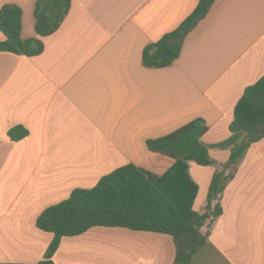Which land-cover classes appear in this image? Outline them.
Here are the masks:
<instances>
[{
	"label": "crops",
	"instance_id": "crops-1",
	"mask_svg": "<svg viewBox=\"0 0 264 264\" xmlns=\"http://www.w3.org/2000/svg\"><path fill=\"white\" fill-rule=\"evenodd\" d=\"M37 0H0L23 11L21 37H38ZM200 0H72L61 27L35 57L0 51V264H38L54 235L38 217L134 164L162 175L174 163L148 140L196 119L211 158L225 164L234 109L264 76V0H215L167 68L143 64L145 49ZM5 41L0 31V42ZM17 126L29 135L11 141ZM206 212L216 168L190 163ZM207 244L191 264H264V139L253 144L221 200ZM170 235L95 227L65 237L55 264H173Z\"/></svg>",
	"mask_w": 264,
	"mask_h": 264
},
{
	"label": "trees",
	"instance_id": "trees-1",
	"mask_svg": "<svg viewBox=\"0 0 264 264\" xmlns=\"http://www.w3.org/2000/svg\"><path fill=\"white\" fill-rule=\"evenodd\" d=\"M215 0H200L195 10L174 31L149 45L143 53L148 68H167L181 56L185 39L204 20ZM72 0H37L34 9L38 37H21L23 11L6 4L0 9V31L5 41L0 51L35 57L45 50L44 38L53 35L66 19ZM208 127L196 119L173 133L148 140L153 153L168 157L173 165L156 175L134 164L104 176L90 190H74L71 197L46 209L37 219V228L54 235L43 261L55 264L53 256L65 237L80 236L95 227L123 228L137 232L170 235L176 247L173 264H191L207 244L214 222L223 209L221 200L226 186L235 177L250 147L264 139V76L246 88L234 109L231 137L221 146L230 149L228 162L217 164L203 142ZM29 135L22 126L8 132L11 141ZM212 166V179L206 212L194 209L199 186L190 174V163Z\"/></svg>",
	"mask_w": 264,
	"mask_h": 264
}]
</instances>
